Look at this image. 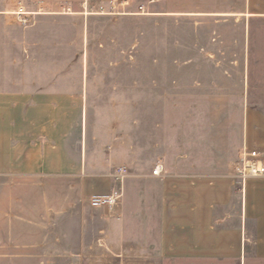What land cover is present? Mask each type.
Masks as SVG:
<instances>
[{
    "label": "crops",
    "instance_id": "crops-1",
    "mask_svg": "<svg viewBox=\"0 0 264 264\" xmlns=\"http://www.w3.org/2000/svg\"><path fill=\"white\" fill-rule=\"evenodd\" d=\"M209 1L229 7L170 15L264 20V0ZM50 82L0 91V264H55L59 241L65 264H264V177L243 179L237 170L245 151L264 158V106L244 108L236 140L206 144L196 124L185 125L194 139L184 133L176 158L165 142L152 164L137 142L88 123L89 110H107L92 104L83 86L65 85L66 76ZM157 164L161 176L153 175ZM121 166L129 169L123 179ZM97 194L120 200L94 209Z\"/></svg>",
    "mask_w": 264,
    "mask_h": 264
},
{
    "label": "rangeland",
    "instance_id": "rangeland-1",
    "mask_svg": "<svg viewBox=\"0 0 264 264\" xmlns=\"http://www.w3.org/2000/svg\"><path fill=\"white\" fill-rule=\"evenodd\" d=\"M197 6L229 7L209 0H117L115 7L103 0H0V91L39 89L66 76L65 85L83 86L92 104L106 107L100 116L89 110L88 123L137 142L152 164L165 142L176 158L184 133L194 139L187 124L197 125L206 144L236 140L244 108L264 106V20L170 15ZM56 250L55 264H65L64 241Z\"/></svg>",
    "mask_w": 264,
    "mask_h": 264
},
{
    "label": "built area",
    "instance_id": "built-area-1",
    "mask_svg": "<svg viewBox=\"0 0 264 264\" xmlns=\"http://www.w3.org/2000/svg\"><path fill=\"white\" fill-rule=\"evenodd\" d=\"M92 0H86L87 2ZM107 3H110L115 7L117 0H103ZM123 4H126L123 2ZM100 11L102 13H106L105 7L100 6ZM25 24L27 23L24 22ZM237 170L240 176L245 178H258V177H264V158L261 157L260 153L257 151H245L242 155L241 161L237 165ZM164 168L162 164H157L153 170V175L155 176H161L163 174ZM129 176V169L126 166H121L117 170V177L118 178H125ZM120 200V196L116 194H97L93 195L90 198V205L94 209H112L115 207Z\"/></svg>",
    "mask_w": 264,
    "mask_h": 264
}]
</instances>
